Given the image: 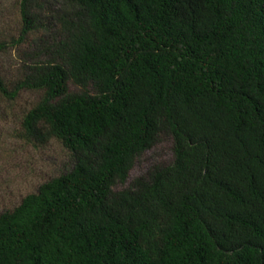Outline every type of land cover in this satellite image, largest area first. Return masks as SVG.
I'll list each match as a JSON object with an SVG mask.
<instances>
[{
  "label": "trees",
  "instance_id": "trees-1",
  "mask_svg": "<svg viewBox=\"0 0 264 264\" xmlns=\"http://www.w3.org/2000/svg\"><path fill=\"white\" fill-rule=\"evenodd\" d=\"M68 1L0 31L19 137L71 158L0 212V264H264V0Z\"/></svg>",
  "mask_w": 264,
  "mask_h": 264
},
{
  "label": "rangeland",
  "instance_id": "rangeland-1",
  "mask_svg": "<svg viewBox=\"0 0 264 264\" xmlns=\"http://www.w3.org/2000/svg\"><path fill=\"white\" fill-rule=\"evenodd\" d=\"M52 8L70 10L68 0H51ZM17 0H0V31L15 32ZM26 48H29L25 45ZM20 58L15 49L0 56V68L8 78L19 75ZM36 94L22 92L14 101L0 99V212L17 205L27 193L36 191L45 180L59 175L71 165L69 152L56 140L38 147L28 144L18 135L21 115L35 102ZM167 144L159 143L157 151L147 154L131 172L144 171L152 157H165Z\"/></svg>",
  "mask_w": 264,
  "mask_h": 264
}]
</instances>
